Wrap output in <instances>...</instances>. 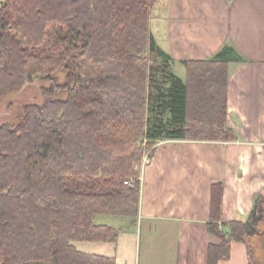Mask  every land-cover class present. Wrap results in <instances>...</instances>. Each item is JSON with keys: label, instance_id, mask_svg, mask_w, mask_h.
I'll use <instances>...</instances> for the list:
<instances>
[{"label": "trees", "instance_id": "trees-1", "mask_svg": "<svg viewBox=\"0 0 264 264\" xmlns=\"http://www.w3.org/2000/svg\"><path fill=\"white\" fill-rule=\"evenodd\" d=\"M156 1L0 0V96L36 74L50 83L20 123L0 126V264H116L77 243L116 241L97 215L138 214L141 164L155 145L236 138L227 122L235 48L183 61L184 81L150 31ZM193 88L206 102L198 114ZM222 189L212 191L208 228L221 241L209 245L207 264L228 260L234 241L247 246L249 264H264V194L225 232Z\"/></svg>", "mask_w": 264, "mask_h": 264}, {"label": "crops", "instance_id": "crops-1", "mask_svg": "<svg viewBox=\"0 0 264 264\" xmlns=\"http://www.w3.org/2000/svg\"><path fill=\"white\" fill-rule=\"evenodd\" d=\"M149 26L173 58L174 73L183 61L209 59L227 44L235 48L227 122L236 138L159 141L141 164L138 214L97 215L95 222L113 226L118 237L91 241L90 253L115 257L116 264H207L209 245L221 241L208 228L214 185L223 188L225 232L228 222L246 220L264 194V0H157ZM219 264H249L247 246L232 242L230 258Z\"/></svg>", "mask_w": 264, "mask_h": 264}, {"label": "rangeland", "instance_id": "rangeland-1", "mask_svg": "<svg viewBox=\"0 0 264 264\" xmlns=\"http://www.w3.org/2000/svg\"><path fill=\"white\" fill-rule=\"evenodd\" d=\"M175 72L182 77L185 81L187 80V73L185 66H175ZM59 81L63 82L66 80V72L57 73ZM49 81L45 80L40 74L34 75L31 81L26 82L21 87L14 89L2 96H0V126L7 125H16L22 121L24 116V106L28 104H42L45 101L44 88L49 86ZM193 102L192 108L196 112L193 114H198V111L203 109V106L200 105V102L206 106L203 98L196 97L197 89L193 88ZM200 99V101H198ZM125 181H129V184L126 186L134 185V177H131ZM124 181V185H125ZM78 245L82 251L89 252L94 251V247H91L90 242H78Z\"/></svg>", "mask_w": 264, "mask_h": 264}, {"label": "built area", "instance_id": "built-area-1", "mask_svg": "<svg viewBox=\"0 0 264 264\" xmlns=\"http://www.w3.org/2000/svg\"><path fill=\"white\" fill-rule=\"evenodd\" d=\"M125 184H129V181H125Z\"/></svg>", "mask_w": 264, "mask_h": 264}, {"label": "bare ground", "instance_id": "bare-ground-1", "mask_svg": "<svg viewBox=\"0 0 264 264\" xmlns=\"http://www.w3.org/2000/svg\"><path fill=\"white\" fill-rule=\"evenodd\" d=\"M121 21V20H120Z\"/></svg>", "mask_w": 264, "mask_h": 264}]
</instances>
